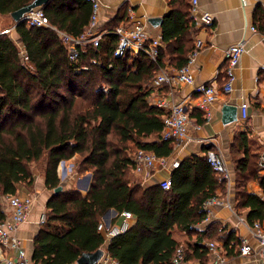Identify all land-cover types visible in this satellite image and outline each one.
Wrapping results in <instances>:
<instances>
[{
  "label": "trees",
  "instance_id": "16d2710c",
  "mask_svg": "<svg viewBox=\"0 0 264 264\" xmlns=\"http://www.w3.org/2000/svg\"><path fill=\"white\" fill-rule=\"evenodd\" d=\"M33 1L0 0V14L12 17ZM175 4L156 59L145 50L115 56V29L131 20L127 8L119 12V22L106 27L98 47L78 46L77 58L71 59L61 33L78 37L87 29L92 4L86 0H50L42 7L49 25L14 21L17 36L11 29L0 32V221L9 216L5 200L20 194L21 186L33 187L37 164L53 191L35 240V264H77L83 253L96 252L105 243L98 225L110 208L130 210L136 218L108 244V258L118 264H182L175 261L180 246L182 262L206 264L211 254L203 243L206 236L223 240L225 256L241 252L243 239L222 223L213 222L203 231L196 227L208 217L205 202L228 185L210 164L209 149L183 157L172 170L169 189L133 181L137 149L159 157L175 152V142L162 137L167 111L150 99L154 78L167 68L166 49L169 64L178 69L196 48L198 30L189 1ZM174 25L178 32L170 30ZM249 145L248 131L240 133L236 148L243 155L234 151L233 163L236 209L246 211L252 225L264 220V174L262 154ZM73 159L78 174H93L87 195L75 188L54 192L63 185L60 163ZM253 179L259 180L263 194L247 189ZM176 228L196 233L197 239L183 244L173 236Z\"/></svg>",
  "mask_w": 264,
  "mask_h": 264
},
{
  "label": "crops",
  "instance_id": "0c3cea01",
  "mask_svg": "<svg viewBox=\"0 0 264 264\" xmlns=\"http://www.w3.org/2000/svg\"><path fill=\"white\" fill-rule=\"evenodd\" d=\"M177 1L179 0H101L100 26L102 29H106V27L119 22L121 19L117 17L119 12L123 8H127L131 20L143 23L151 38H162L167 15L174 10ZM188 1L191 17H193L198 30L195 40L202 39L205 43L191 63L197 85L222 84L227 65L226 49L242 39L246 41V51L236 69L237 78L234 83V90L229 95L220 94L219 99L213 105L212 117L209 121L204 120V116H197L195 112L194 99L196 92L195 86L192 84L179 83L175 85L174 97L168 96L169 86L163 88L153 87L150 99L152 103L159 97L175 102H185L191 114L193 121L191 139L186 141L181 148L175 150L169 160L173 161L177 158L181 160L192 153L203 155L205 154V148L214 149L225 159L232 174L230 187L227 185L226 190H223V188L219 190V197L223 199L224 204L214 205L208 221L200 222L196 227L203 231L207 230L211 223L219 222L227 226L229 230H233L237 236L242 239L247 238L252 244H255L252 238L251 226L247 221L246 211L236 209L233 156L235 155L234 151L239 153V157L243 155L242 150L240 152L237 150L236 144L240 133L245 131H248L249 134L250 150L264 154V0H249L246 6H243L240 0H198L196 10H193L191 0ZM206 14L211 16L209 21L203 19ZM176 18L179 19L180 15L177 14ZM253 26H256L258 31L253 30ZM170 30L178 32L179 26L174 25V28H170ZM12 35L17 36L16 31L13 29ZM166 51L167 54L164 60L167 68L165 69L173 70L174 67L169 64L171 55L167 49ZM226 103L239 106L237 121L224 123L222 109ZM244 104L249 109V116L246 120H242L240 111L241 106ZM202 118L204 121H199ZM195 123H199L201 127L195 128ZM61 163L59 175L64 190L75 188L83 195H87L93 181L92 172L87 171L78 174L74 169L75 164L72 160H64ZM35 173L36 178L33 187L28 189L21 186L20 189V194H31L34 197V204L27 220L21 225L17 233L22 241V246L34 264L35 240L45 223L41 222V217L44 213H49L48 202L53 195V191L46 187L45 176L39 171L38 167H36ZM171 173L170 168L163 166H157L150 174H147V172L140 173L134 169L133 181H139L144 186H150L159 183L162 179L169 178ZM247 189L251 192L263 194V188L258 179L250 180L247 183ZM6 209L10 215L11 209L8 203H6ZM123 218L122 212L115 208L108 209L102 216L101 222L105 224V228L101 232L105 236V243L100 249H103L105 255L100 264H105L109 260L107 247L113 237L107 234V227L120 224ZM135 221L134 216L131 225ZM173 236L183 244L186 242L193 243L197 239L196 233L189 235L177 228L174 229ZM211 241L217 244L218 252L225 257L224 264H264V250L261 252L255 250L254 253L249 255L240 252L233 256H225L222 247L223 240L219 237L207 236L203 239V243H206L207 246ZM13 255V252L8 248L0 247V258ZM216 256L217 254L211 253L206 264H219L215 261ZM182 264L202 263L188 261Z\"/></svg>",
  "mask_w": 264,
  "mask_h": 264
},
{
  "label": "built area",
  "instance_id": "2783aa9c",
  "mask_svg": "<svg viewBox=\"0 0 264 264\" xmlns=\"http://www.w3.org/2000/svg\"><path fill=\"white\" fill-rule=\"evenodd\" d=\"M92 4V15L89 22V26L80 36H72L67 33H61V37L64 43L69 48L71 59H76L78 56V46L92 44L99 46L100 42L107 34L106 29H102L100 26V11L102 8L101 0H86ZM243 6H246L249 0H240ZM193 10L197 9L198 0H191ZM211 16L206 14L203 19L209 21ZM28 26H47L49 25L45 11L42 7L35 8L30 11L24 20ZM253 30H257L256 26L252 27ZM115 32L119 35V42L115 49V56L124 57L130 51L139 52L145 50L150 53L155 59L159 54V45L161 37L151 38L148 34L146 27L143 23L131 20L130 23L117 26ZM205 43L202 39H197L196 48L189 55L188 62L178 69L166 70L162 69L153 80L154 88H163L165 86L170 87L168 96L174 97L175 85L179 83H189L195 86L196 97L194 99V108L199 109L204 118L209 121L212 117L213 105L219 99L220 94L229 95L234 90V83L237 78L236 69L240 64L242 55L246 51V41L244 39L232 44L225 51L226 69L224 73V81L222 84H196L195 76L191 69V63L195 56L204 47ZM154 104L164 108L167 114L164 118V129L162 137L164 139H172L175 142V150L179 149L191 139V125L193 123L189 108L185 102L170 101L167 98L159 97L154 101ZM241 118L246 120L249 116V109L246 104L241 106ZM195 128H200L199 123L194 124ZM208 160L213 169L218 171L222 177L228 181L230 187L232 182V174L229 170L225 159L216 152L214 149L208 151ZM135 170L137 172H147L150 174L157 166H163L173 170L178 167L180 160H169V157L157 156L154 152L139 148L134 154ZM261 173L264 174V154L260 158ZM160 185L164 189L171 187V179H162ZM7 203L10 206V215L3 221H0V247L3 246L13 252V256L1 257L0 264H34L31 258L28 256L27 251L22 246V241L18 236V230L21 225L27 220L30 211L34 204V197L31 194H18L11 195L7 198ZM224 204L223 199L220 197L208 199L204 207L208 211V217L205 221H208L214 205ZM124 216L120 224L111 225L107 227V234L111 237H115L121 233H125L130 227L134 214L130 210L122 212ZM47 214L44 213L41 217V222H46ZM251 226L252 238L255 244L251 243L247 238L242 240L240 246L241 253L249 255L254 253L255 250H264V220H257ZM105 224L100 222L98 229L104 231ZM208 248L211 253L217 254L215 261L217 263L224 264L225 257L218 252L217 244L214 241L209 242ZM183 247L180 246L177 250L176 263H183ZM105 264H118L110 259Z\"/></svg>",
  "mask_w": 264,
  "mask_h": 264
},
{
  "label": "water",
  "instance_id": "95a60500",
  "mask_svg": "<svg viewBox=\"0 0 264 264\" xmlns=\"http://www.w3.org/2000/svg\"><path fill=\"white\" fill-rule=\"evenodd\" d=\"M50 0H34L31 4L14 11L11 16L16 24L23 22L26 15L35 8L43 7ZM161 20V19H158ZM223 121L225 124L238 120L239 117V106L234 104L226 103L223 106ZM64 161V160H63ZM62 161V162H63ZM63 189V185H60L55 189L54 192H60ZM105 253L103 249H98L96 252H86L81 255L78 259L77 264H100V261L104 257Z\"/></svg>",
  "mask_w": 264,
  "mask_h": 264
},
{
  "label": "rangeland",
  "instance_id": "374dc122",
  "mask_svg": "<svg viewBox=\"0 0 264 264\" xmlns=\"http://www.w3.org/2000/svg\"><path fill=\"white\" fill-rule=\"evenodd\" d=\"M13 25H14V20H12L11 17L2 16V15L0 14V32H1L2 30H10V29L12 30V29H14ZM134 150H136V149H134ZM135 152H136V151H135ZM72 161L75 162L74 159H73ZM61 164H62V163H60V166H61ZM36 167H38V169H39V171H40V169H41V164H40V163L37 164ZM62 168H63V167H62ZM62 168H61V169H62ZM5 203H7V200L5 201Z\"/></svg>",
  "mask_w": 264,
  "mask_h": 264
}]
</instances>
